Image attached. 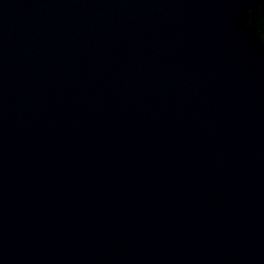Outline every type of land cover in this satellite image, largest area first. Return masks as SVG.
<instances>
[{
  "label": "water",
  "instance_id": "95a60500",
  "mask_svg": "<svg viewBox=\"0 0 264 264\" xmlns=\"http://www.w3.org/2000/svg\"><path fill=\"white\" fill-rule=\"evenodd\" d=\"M0 264H264V0H0Z\"/></svg>",
  "mask_w": 264,
  "mask_h": 264
}]
</instances>
